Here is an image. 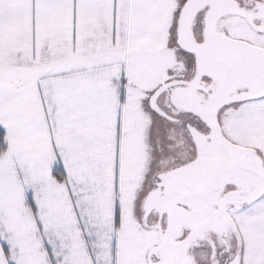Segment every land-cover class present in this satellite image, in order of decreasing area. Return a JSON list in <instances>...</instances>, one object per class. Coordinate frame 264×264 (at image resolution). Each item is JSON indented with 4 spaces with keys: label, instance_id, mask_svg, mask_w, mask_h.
Returning a JSON list of instances; mask_svg holds the SVG:
<instances>
[{
    "label": "snow or ice",
    "instance_id": "1",
    "mask_svg": "<svg viewBox=\"0 0 264 264\" xmlns=\"http://www.w3.org/2000/svg\"><path fill=\"white\" fill-rule=\"evenodd\" d=\"M0 264H264V0H0Z\"/></svg>",
    "mask_w": 264,
    "mask_h": 264
}]
</instances>
